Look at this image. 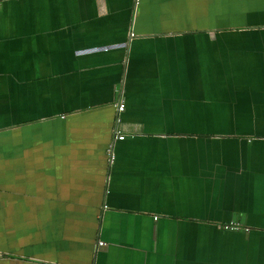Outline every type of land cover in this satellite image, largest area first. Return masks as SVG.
I'll list each match as a JSON object with an SVG mask.
<instances>
[{"label": "crops", "instance_id": "0c3cea01", "mask_svg": "<svg viewBox=\"0 0 264 264\" xmlns=\"http://www.w3.org/2000/svg\"><path fill=\"white\" fill-rule=\"evenodd\" d=\"M45 261L264 264V0L0 1V264Z\"/></svg>", "mask_w": 264, "mask_h": 264}, {"label": "rangeland", "instance_id": "374dc122", "mask_svg": "<svg viewBox=\"0 0 264 264\" xmlns=\"http://www.w3.org/2000/svg\"><path fill=\"white\" fill-rule=\"evenodd\" d=\"M233 71V72H232ZM229 76H231V80L233 84L237 87L247 86L249 89L256 83H259V78H254L253 75H247V71L245 70H231L227 72Z\"/></svg>", "mask_w": 264, "mask_h": 264}, {"label": "built area", "instance_id": "2783aa9c", "mask_svg": "<svg viewBox=\"0 0 264 264\" xmlns=\"http://www.w3.org/2000/svg\"><path fill=\"white\" fill-rule=\"evenodd\" d=\"M0 1H1V0H0ZM123 107H124L123 102H122V101H121V102H118V104H117V109H118V110H122ZM117 137H118L119 139H121V138H123L124 136H123V135H119V134H117ZM110 155H111V157H110V160H111L112 157H113V156H112V151H111V150H110ZM239 226H240V225L237 224V223L225 224V225H224L225 228H231V229H238ZM244 229H245V230H248V227L245 226ZM98 243L101 245V244H103V241H99ZM43 264H63V263L45 261V262H43Z\"/></svg>", "mask_w": 264, "mask_h": 264}]
</instances>
